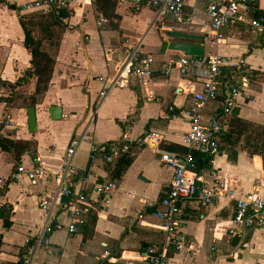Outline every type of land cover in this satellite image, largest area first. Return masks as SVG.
<instances>
[{
	"label": "crops",
	"instance_id": "0c3cea01",
	"mask_svg": "<svg viewBox=\"0 0 264 264\" xmlns=\"http://www.w3.org/2000/svg\"><path fill=\"white\" fill-rule=\"evenodd\" d=\"M24 1L0 0V79L10 88L6 96H0V139L4 140L0 175H9L17 164L27 168L40 164L47 173L57 171L69 139L83 130L94 109L90 132L95 143L117 141L124 131L132 137L148 131L160 134L156 146L134 144L129 154L113 163L105 162L101 152H92L88 141L80 143L71 187L87 194L90 201L79 232L70 235L65 229L54 230L49 246L37 249L31 264H149L144 259L147 246L163 242L162 222L147 213L142 218L137 214L151 210L170 185L171 169L160 156L163 151H185L182 138L189 124L177 115V108L185 105L188 89L200 88L201 80L183 77L177 70L168 77L155 71L146 80L133 78L127 86L110 90L101 100L99 90L105 84L97 78L115 72L130 42H140L144 52L156 54V64L182 56L176 50L161 52L165 40L187 41L171 37L170 31L203 35L200 43L205 55L243 59L247 67L240 73L223 67L219 80H233L241 91L236 107L222 117L220 152L212 164L199 160L202 164L196 169L199 184L216 180L224 187L222 195L208 205L195 199L180 203L179 230L184 241L178 250L169 246L168 264H264V225L242 236L227 234L234 197L253 189L264 192L262 156L249 152L264 132V47L246 23L249 17L264 13V0H257L258 9L243 15L244 20L225 26L218 40L209 29L205 6L211 2L220 6L226 0H184L185 11L195 16L189 23L158 15L149 6L135 10L115 0H80L62 18L19 11ZM100 16L108 21L97 26ZM25 28L38 51L50 58L52 72L41 92L36 90V75L30 72L33 57L25 45ZM21 77L25 79L17 82ZM10 95L13 100L7 101ZM30 98L36 101L33 132L28 130L26 111ZM172 104L176 106L173 112L168 110ZM52 105L61 108L57 119L52 117L56 114L50 110ZM7 114L10 122L6 125ZM233 151L235 158L229 156ZM112 177L119 178L118 188L106 202L99 200L93 184ZM56 187L51 177L30 182L25 176L0 187V264H19L29 251L41 226L38 200ZM56 219L65 225L69 222L62 205L56 206Z\"/></svg>",
	"mask_w": 264,
	"mask_h": 264
},
{
	"label": "built area",
	"instance_id": "2783aa9c",
	"mask_svg": "<svg viewBox=\"0 0 264 264\" xmlns=\"http://www.w3.org/2000/svg\"><path fill=\"white\" fill-rule=\"evenodd\" d=\"M96 0H89V3ZM117 4L128 3L135 10L149 6L157 10L158 15L168 14L178 23H189L195 16L185 11L184 0H115ZM80 0H26L19 6V11H39L62 18V14H69ZM209 29L216 40L221 37V30L237 20H244L243 15L258 9L257 0H226L220 6L209 3L206 6ZM107 18L100 16L96 25L106 23ZM249 29L260 37L264 47V13L251 16L246 20ZM112 55V54H111ZM112 57H117L113 55ZM223 67L230 69L232 73H240L246 69L247 63L243 59L234 60L231 56L218 54L204 55L193 58L182 55L177 59L165 60L156 64L152 54L142 50L140 42L128 43V53L117 65L115 72L103 80L105 86L99 90L101 100L106 97L110 90L127 86L133 78L146 80L155 71L164 77H168L173 70L179 75L201 80L198 90H187L189 96L184 106L177 108V115L189 124L188 131L182 138L185 151L177 154L163 151L161 161L172 172L170 185L151 210L145 209L137 214L142 218L144 214L162 222L161 230L164 232V240L159 244L147 246L144 259L149 264H168V248L173 246L178 250L182 247L184 236L179 230L180 203L186 199H195L197 202L208 205L215 202L222 195L224 189L216 180L210 185L199 184L196 169L199 160L213 163L219 150V135L223 130L222 117L229 115L237 104L241 86L233 80L222 82L219 77L224 76ZM10 88L5 86L0 79V96H6ZM173 104L168 107L174 111ZM208 110V114L206 113ZM94 109L85 121L81 132H74L69 139L59 169L47 173L40 164L27 168L23 164H17L15 169L7 176L0 175V187L6 186L11 181L25 176L30 182H35L43 177H51L57 187L40 197L38 206L42 212L41 226L38 235L29 245V251L25 252L19 264H31L37 249L48 247L49 235L58 229H65L70 235L79 232L78 224L84 219L89 207V197L82 192L72 190V179L75 174L74 158L83 141H88L91 151H99L107 163H113L130 153L132 145L156 146L160 134L148 131L136 137H132L128 131H124L120 138L114 142L95 143L91 137L90 125L94 118ZM210 113V114H209ZM4 124L10 122V115L4 118ZM0 129V135H1ZM213 178L216 173L211 171ZM119 186V178H103L93 184V192L101 201H107L113 191ZM65 200L62 202V197ZM63 207L69 217L68 224L61 223L56 219V206ZM148 205V202L145 203ZM264 225V192L253 189L240 197H234V210L231 225L227 234L231 237L245 235L250 228Z\"/></svg>",
	"mask_w": 264,
	"mask_h": 264
},
{
	"label": "trees",
	"instance_id": "16d2710c",
	"mask_svg": "<svg viewBox=\"0 0 264 264\" xmlns=\"http://www.w3.org/2000/svg\"><path fill=\"white\" fill-rule=\"evenodd\" d=\"M66 14H62V17H64ZM25 45L26 47L30 50L32 57H33V71H30L32 73H34L36 75V90L39 92H41V90L46 89V86L48 84L50 75H51V65H50V58L45 55V54H41L36 45L35 42L32 38V36L30 35V32L25 28ZM25 78L21 77L17 80V82L24 80ZM7 101H12L13 97L12 95H10V97L8 96V98H6ZM35 98H30L27 102V104L29 105H33L35 103ZM232 131H229L226 136L228 138V134H230ZM4 140L0 139V144L3 145ZM255 144L253 149H251L249 152L252 153H257L260 154L262 156L263 159V165H264V132L261 133V139H257L254 140ZM260 143V144H259ZM229 156H231V158H235L236 156V151H233L232 153L229 154ZM128 162V161H127ZM202 164V162H198V166Z\"/></svg>",
	"mask_w": 264,
	"mask_h": 264
},
{
	"label": "water",
	"instance_id": "95a60500",
	"mask_svg": "<svg viewBox=\"0 0 264 264\" xmlns=\"http://www.w3.org/2000/svg\"><path fill=\"white\" fill-rule=\"evenodd\" d=\"M169 35L175 38H183L187 41H179V40H165L162 43L161 52H165L168 50H176L180 51L183 55L190 56L193 58L203 57L205 55L204 46L200 41L204 39L203 35H195L178 31H170ZM50 110L56 111V114L52 117L57 119L61 115V108L56 105H52ZM27 111V122H28V130L29 132H33L36 129V118H35V106L30 105L26 108ZM51 112V111H50ZM65 200V197H62V201ZM135 253H132L134 255Z\"/></svg>",
	"mask_w": 264,
	"mask_h": 264
},
{
	"label": "rangeland",
	"instance_id": "374dc122",
	"mask_svg": "<svg viewBox=\"0 0 264 264\" xmlns=\"http://www.w3.org/2000/svg\"><path fill=\"white\" fill-rule=\"evenodd\" d=\"M152 55H156V54H152Z\"/></svg>",
	"mask_w": 264,
	"mask_h": 264
}]
</instances>
